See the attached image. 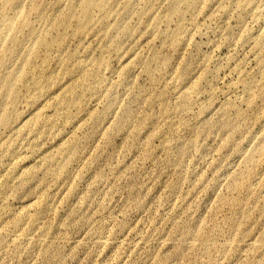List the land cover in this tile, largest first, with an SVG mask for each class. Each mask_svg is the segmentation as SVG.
<instances>
[{"label":"rangeland","instance_id":"374dc122","mask_svg":"<svg viewBox=\"0 0 264 264\" xmlns=\"http://www.w3.org/2000/svg\"><path fill=\"white\" fill-rule=\"evenodd\" d=\"M10 1L0 264H264V166L235 181L246 166L232 149L264 132L258 53L239 42L260 23L230 0L227 18L204 2L181 20L172 0H106L88 21L82 0ZM180 68L198 85L186 108Z\"/></svg>","mask_w":264,"mask_h":264},{"label":"bare ground","instance_id":"6f19581e","mask_svg":"<svg viewBox=\"0 0 264 264\" xmlns=\"http://www.w3.org/2000/svg\"><path fill=\"white\" fill-rule=\"evenodd\" d=\"M230 1L233 2L232 4L236 5L237 10L238 9L240 10L241 13L238 12L240 13L238 16L240 19L244 18L243 14L244 15L247 14L246 16L250 15V17L252 18L251 20H253L254 23L255 22L256 23L258 22L257 24L260 23L259 24L260 27L257 25V27L259 28L254 29V30L252 28L250 29L247 26L243 25L244 23L242 24L243 26L240 25L242 33L239 37V42L242 43L243 45L251 46L258 53L256 57L257 59L256 61H257V64L259 65L261 73L263 74V81L260 82L261 84L254 86V87H257L255 89V91L257 92L256 93L257 96L260 98L262 102H264V0H230ZM105 2L106 0H82L81 4L83 6L84 18L88 21L90 19V12L93 6L95 5L101 6ZM204 2H207V4L209 5L208 8L210 10H212L213 8H216V9L222 8L223 10L222 9L221 10L225 14L224 16L225 18H227L228 15L231 14L232 11H235V10H232L231 8L229 9L228 6H227L228 8L226 6L224 7V5L220 2V0H172L169 6L168 16L171 17L172 15H174L177 18H179V20H181L183 18V13L185 9L194 10L199 4L204 3ZM12 7L13 6L10 0H3V5H2V8L0 9V22L4 23L3 26L7 30H10V25L12 22L11 17L7 13V11L10 10ZM234 15H237V13ZM67 19H68V15L63 14V16L59 19L58 23L65 24L67 23ZM224 21L225 19L223 20V22ZM242 22H243V19H242ZM178 27L179 29H181L182 24H179ZM122 29L123 31L128 30L127 27H123ZM7 30L0 29V36L6 35L8 33ZM154 59L158 63H162V64H165L167 61L165 57L158 56V55H155ZM144 66L147 70H149V65L147 63H145ZM170 79L172 82L177 84V90L175 93V97H176L177 102L180 105V108L188 107V105L191 103V100H193V95L196 93V91H198V85L196 83V80L193 79L192 73H189V70L187 68L176 69L175 72H173L172 77ZM253 85L248 84L247 88L249 89V91L252 90ZM5 94L11 96V85L9 83H7V86L5 88ZM151 99H154V97H151ZM248 104L249 106L253 107L255 106L256 103H255V100L254 101L249 100ZM0 108H2V105H0ZM6 120L7 118L5 114H3L0 118V121L5 122ZM223 126L225 128L230 129L232 133L231 137L234 136L235 132H237L238 127H239L237 123L230 121V120H225L223 123ZM257 130H256V133H257ZM255 134L253 133V134H250L249 136L248 135L246 136L248 137L246 147L243 146L240 142H233L232 149L234 150V153L244 158L243 160L245 161V166H246L245 167L246 169H244V171L234 176L235 181H236V178L239 176H243L246 179H251L252 177H254V171L250 168L251 166H257V165L259 167L264 166V132L260 133V136L257 135L258 137H256ZM28 174H32V172H30L28 169H23L22 172L19 173V175H22V176H25ZM30 223L33 225H36V219L33 218V220ZM50 229H51V223L43 222L40 228L41 234L40 236L36 238V240H40L41 236L45 234L46 232H48ZM16 237L25 238V237H28V234H21L20 236L17 235Z\"/></svg>","mask_w":264,"mask_h":264}]
</instances>
